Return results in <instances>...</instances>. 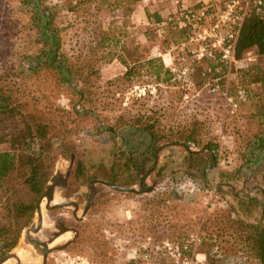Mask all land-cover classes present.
Masks as SVG:
<instances>
[{
	"label": "rangeland",
	"instance_id": "rangeland-1",
	"mask_svg": "<svg viewBox=\"0 0 264 264\" xmlns=\"http://www.w3.org/2000/svg\"><path fill=\"white\" fill-rule=\"evenodd\" d=\"M46 1L63 8L61 18L69 16L61 19L66 29L62 34L64 52L71 55L75 49L86 48L92 41L93 24L74 22L67 10L80 0ZM183 1L191 8L213 3ZM25 10L21 0H0V81L25 104L26 114L49 124L50 134L57 136L49 182L60 174L65 185L56 190L55 199L59 196V200L52 205L71 201L79 207L77 211L74 207H43L46 232L33 237L49 242L60 234L59 225L68 229L49 245L55 250L46 264H172L164 244L186 243L192 235L201 238L198 246L192 247L204 257V264H247L241 253L248 250L238 236L235 221L256 222L263 213L261 207L250 208L248 201L239 205L238 198L257 197L264 202L263 162L258 167L244 164L249 158V144L264 131L259 118L264 86L250 83L256 73L264 75V58L249 51L243 60L225 65V73L215 78L211 70L216 59L220 60V52L213 59L196 60V43H188V38L177 42L165 39L154 21L147 19L148 12L166 22H178L173 0H135L106 13L104 29L127 43L131 51L137 47L141 57L160 58L170 72V82L148 76L145 68L131 81H119L126 71L120 59H70L74 66L95 69L85 88L86 100H79L83 89L79 81L66 86L53 71L28 72V57L42 44ZM168 52L173 62L166 66L163 59ZM255 66L258 70L246 72L243 81V71ZM185 68L189 72L183 76ZM229 98L238 103L235 111ZM133 122L154 124L162 137L155 157L146 156L149 138L132 127ZM109 128L115 132H108ZM12 131L2 126L3 134ZM191 133L194 141L187 140ZM209 144L218 147L217 158L208 151ZM9 148L0 142V152ZM189 153L196 155L194 159ZM128 158L137 161L131 173L124 172ZM204 168L205 176L201 173ZM127 174L132 175L130 179ZM144 177L151 192H117L105 182L117 181L115 186L140 191ZM91 189L95 197L84 215ZM231 204L235 213L229 211ZM37 219L35 213L11 251L6 252L5 243L0 242V263L15 255L20 262L14 256L3 264H43L42 248L26 236ZM6 222L0 219V225ZM212 238L217 241L214 247L209 246ZM19 250L26 252L25 260Z\"/></svg>",
	"mask_w": 264,
	"mask_h": 264
},
{
	"label": "trees",
	"instance_id": "trees-1",
	"mask_svg": "<svg viewBox=\"0 0 264 264\" xmlns=\"http://www.w3.org/2000/svg\"><path fill=\"white\" fill-rule=\"evenodd\" d=\"M124 1L80 0L67 7L68 12L73 15L74 22L86 20L88 24H93L90 29L91 43L86 48L83 46V49H75L69 55L64 52L63 47L62 34L66 29L61 26L63 24L61 19L69 17L66 15L61 18L63 8L60 5H49L46 0H21V7H24L25 11L30 14V25L36 31L38 42L42 44L37 53L28 57L30 61L28 72L33 75L38 70L53 71L59 75L60 82L66 86L79 81L83 86L78 93L79 100H86L85 88L90 83L89 76L94 74L95 69L90 65L74 66L70 59H120L126 71L119 81L129 82L134 76L140 74V69L145 68L148 76L155 77L159 82L169 83L170 72L160 58L141 57L137 47L131 51L127 43H122L121 39H117L109 29H104L106 13H112V10L129 6L130 3L135 2V0H126L130 3H123ZM84 13L86 16L81 15ZM146 16L149 21L153 20V23L159 27L158 32L165 34V39L170 37L172 42H177V39L180 38L179 41H181L189 36V29L179 22L169 23L160 15H150L148 12ZM92 20H94L93 23ZM68 21L71 26L70 18ZM249 51H255L258 58H264V13L258 12L255 6L251 8L243 21L235 48L236 60H243L244 55ZM256 70L258 69L255 66L253 69L247 68L243 71L241 74L243 81L247 78L246 72ZM211 72L215 78H218L225 73V65L216 59ZM80 73L83 75H79ZM250 83L264 86V75L256 73ZM242 93L247 96L244 90ZM24 106L25 104L22 105L14 98L13 91L0 81V142L10 146L7 151L0 152V219L7 221L0 225V242L5 243L6 252L16 246L22 231L31 224L37 205L46 192L56 153L54 139L57 136L50 134V125L37 121L33 115L26 114ZM259 118L262 119L264 126V103ZM131 124L149 138L146 156L149 153L151 157H155L162 137L155 131L154 124L149 122ZM2 126L11 127L12 133L3 134ZM107 130L111 133L115 132L114 128ZM187 140L194 141V134L191 133ZM207 149L217 158L218 147L216 145L209 144ZM189 156L194 159L196 155L189 153ZM136 162L135 158H128L124 172L131 173L137 167ZM260 162L264 164V131L249 144V158L244 164L245 167L247 165L258 167ZM241 171L242 169L238 173ZM201 173L205 176V168L201 169ZM131 176L127 174L128 179ZM105 182L110 186L117 184V181L107 180ZM262 198L264 199V192H262ZM246 201L250 208L261 207L263 213L256 222H246L242 219L235 221L239 226L238 236L248 250L247 253L244 252L241 255L247 264H252V261L255 264H264V202L262 203L257 197L238 198L239 205H244ZM229 211L230 213L236 212L234 205L231 204ZM227 221L230 224V218H227ZM216 243L217 241L212 238V245L209 246L214 247ZM202 254L208 256L206 253Z\"/></svg>",
	"mask_w": 264,
	"mask_h": 264
},
{
	"label": "built area",
	"instance_id": "built-area-1",
	"mask_svg": "<svg viewBox=\"0 0 264 264\" xmlns=\"http://www.w3.org/2000/svg\"><path fill=\"white\" fill-rule=\"evenodd\" d=\"M212 4L191 8L183 0H173L178 22L189 29L188 43H196V60L213 59L220 52L224 65L236 62L235 48L246 15L253 6L260 13L264 12V0H210ZM175 71V69H171ZM188 68L182 71L185 76ZM228 102L235 111L238 103L229 98ZM201 242L198 235H192L186 243L170 242L164 244V253L172 264H204V257L196 248Z\"/></svg>",
	"mask_w": 264,
	"mask_h": 264
},
{
	"label": "water",
	"instance_id": "water-1",
	"mask_svg": "<svg viewBox=\"0 0 264 264\" xmlns=\"http://www.w3.org/2000/svg\"><path fill=\"white\" fill-rule=\"evenodd\" d=\"M145 179H146V177H144V178L141 179L140 191H137L135 188L119 187V186H110V185H107V186L109 188H111L112 190L117 191V192H123V193H148V192H151L152 191V188H148L147 187V185L145 184ZM64 185H65V178L62 175L56 174L55 176H53L51 178V180H50V182H49V184L47 186V189H46V192H45L43 198L41 199V201L37 205L36 213H37L38 219H37L36 223L30 229H28L27 232H26V236L29 239V241L31 243H33L35 245H38V246H40L42 248V251H43V264H46L47 263L49 254L52 253L55 250V249L49 247V245L51 243H53L57 238H59L60 235H62L63 233H65L68 230V229L64 228L62 224L59 225L60 226L59 229H61L60 234L53 235L50 238V241L49 242L42 241L40 238L33 237V235H38L41 231H45V229H44V215H43V207H42L43 201L46 200V206H45V208L47 210H52V209H55V208L74 207L75 210L77 211L78 208H79L76 203L71 202V201L70 202L58 203V204L52 205V203L55 201V193H56V190L59 187H62ZM94 197H95V193H94L93 189H91V194L89 196L88 204H87V206L85 208L84 215L87 213L90 205L93 202ZM74 216L76 217V214ZM74 233L76 234V232H74ZM61 247L62 246L57 247V249L58 248H61ZM14 256L15 255H9L0 264H3L9 258L14 257ZM15 258L18 260V262H20V260L18 259L17 256H15Z\"/></svg>",
	"mask_w": 264,
	"mask_h": 264
},
{
	"label": "crops",
	"instance_id": "crops-1",
	"mask_svg": "<svg viewBox=\"0 0 264 264\" xmlns=\"http://www.w3.org/2000/svg\"><path fill=\"white\" fill-rule=\"evenodd\" d=\"M163 60H164V63L166 64V66H169L173 62V57L168 52ZM58 198H59V196H58ZM58 198L55 200L58 201L59 200ZM45 204H46V202H43V207H45ZM19 254H20V257L25 260V257L27 255L26 252L24 250H19Z\"/></svg>",
	"mask_w": 264,
	"mask_h": 264
},
{
	"label": "bare ground",
	"instance_id": "bare-ground-1",
	"mask_svg": "<svg viewBox=\"0 0 264 264\" xmlns=\"http://www.w3.org/2000/svg\"><path fill=\"white\" fill-rule=\"evenodd\" d=\"M43 202H46V200H44ZM42 207H43V204H42ZM43 234H45V233H43Z\"/></svg>",
	"mask_w": 264,
	"mask_h": 264
}]
</instances>
